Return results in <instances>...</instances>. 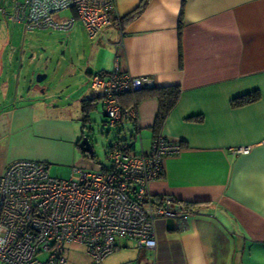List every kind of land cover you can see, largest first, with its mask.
Masks as SVG:
<instances>
[{"label": "crops", "instance_id": "0c3cea01", "mask_svg": "<svg viewBox=\"0 0 264 264\" xmlns=\"http://www.w3.org/2000/svg\"><path fill=\"white\" fill-rule=\"evenodd\" d=\"M115 3L117 15L124 17L140 0ZM106 34L108 42L91 40L89 67L78 72L69 93L58 95L47 87L17 90L10 107L0 109V174L13 161L33 160L46 162L49 173L69 177L76 162H83L77 161L78 140L88 134L86 126L104 125L101 100V114L91 111L81 124V100L95 96L90 74L117 67L131 76H148L156 88H179L158 131L182 145L179 154L164 160L150 193L154 199L169 195L198 205L183 222L156 221L155 249L123 242L114 252L137 251L109 264H264V0H149L124 26L121 46H116L119 32L108 27ZM256 90L257 100L231 104ZM141 95L139 152L150 147L158 112L157 98L147 91ZM130 100L120 99L122 104ZM240 147L249 150L235 154Z\"/></svg>", "mask_w": 264, "mask_h": 264}, {"label": "built area", "instance_id": "2783aa9c", "mask_svg": "<svg viewBox=\"0 0 264 264\" xmlns=\"http://www.w3.org/2000/svg\"><path fill=\"white\" fill-rule=\"evenodd\" d=\"M66 12L68 14H66ZM8 24L35 29L70 31L78 22L90 40L108 42L106 29L123 30L115 0H0ZM99 96L104 126L116 130L108 143L107 165L84 170L72 167L68 178L53 177L46 162L16 160L0 174V262L5 264H68L66 250L81 245L90 264H103L123 242L137 249H155L159 218L183 222L188 211L174 197L153 198L150 183L161 177L167 157L182 150L179 141L161 134L147 150L138 151L137 103L120 99L151 88L148 76L111 71L89 76ZM128 133V134H127ZM248 147L233 149L247 153ZM45 254V259L40 256Z\"/></svg>", "mask_w": 264, "mask_h": 264}, {"label": "rangeland", "instance_id": "374dc122", "mask_svg": "<svg viewBox=\"0 0 264 264\" xmlns=\"http://www.w3.org/2000/svg\"><path fill=\"white\" fill-rule=\"evenodd\" d=\"M90 42L92 44L93 41L78 22L70 31L35 29L25 32L20 24H7L0 15V109L10 107L12 96L17 90L33 87L40 90L47 87L58 95L69 93L78 81V72L89 67L88 63L92 57ZM40 74H45L46 77L41 82H37L36 77ZM93 111L94 115L101 114V105ZM86 127L85 132L88 134L85 136L88 135L92 140L94 158H84L77 149V161H83L81 164L90 163L96 167L107 165L106 146L116 136V130L104 126L101 122L91 123ZM139 142H136L137 148ZM142 142H149V138L147 140L143 137ZM76 164L74 167H81L79 166L81 164L77 162ZM83 169L90 168L83 167ZM50 175L68 178L66 173L55 175L50 171ZM135 251L137 250L132 247L120 249L111 254L105 262L119 263L127 260ZM45 257V254L40 256L41 259ZM66 257L68 264L88 263L81 245H70L66 250ZM0 264L4 263L0 262Z\"/></svg>", "mask_w": 264, "mask_h": 264}, {"label": "trees", "instance_id": "16d2710c", "mask_svg": "<svg viewBox=\"0 0 264 264\" xmlns=\"http://www.w3.org/2000/svg\"><path fill=\"white\" fill-rule=\"evenodd\" d=\"M148 1L149 0H140V3L132 12L120 18L122 30L124 29V26L126 25V23L130 22L131 20H133L134 18H136L137 16L141 14L143 9L147 5ZM181 15H182V12H181ZM180 36H181V27L179 26V38ZM180 41L181 40H179V61L181 63ZM144 91H147L149 92V94L154 95L158 100V112L155 117V121L152 125L153 137H154L159 134L158 130L163 124L165 117L167 116L169 111L172 109V107L175 105L179 97V88L177 86H169V87H161V88H156L153 86L151 88L141 89L140 91H137L135 93L125 95V96H130L131 100L126 102V104L124 103L123 105H127L133 101H135L136 103L139 102L140 95ZM259 97H260V93L259 91L256 90V91L245 93L243 95L233 98L231 100V104L233 106L245 105V104H248V103H251L257 100ZM99 100H100V97L96 95L92 98L81 100V118L80 119H81L82 127H84L85 126L84 124L89 121L90 112L96 109ZM82 136L83 135L81 134L80 138ZM81 154L84 158H88V159L94 158V156L93 158H90L88 155L84 154L83 152H81ZM176 201L182 204L185 210L187 211L195 207V205H198V204H192V203H184L179 200H176Z\"/></svg>", "mask_w": 264, "mask_h": 264}, {"label": "water", "instance_id": "95a60500", "mask_svg": "<svg viewBox=\"0 0 264 264\" xmlns=\"http://www.w3.org/2000/svg\"><path fill=\"white\" fill-rule=\"evenodd\" d=\"M46 77L45 74L37 75L36 81L41 82ZM78 147L81 152L88 155L90 158H93L94 152H93V146L90 138L88 136L83 135L78 142Z\"/></svg>", "mask_w": 264, "mask_h": 264}]
</instances>
